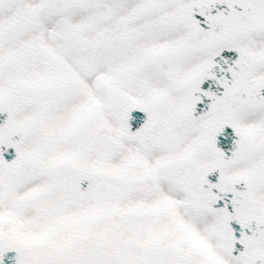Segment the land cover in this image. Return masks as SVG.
Listing matches in <instances>:
<instances>
[{
  "label": "snow or ice",
  "instance_id": "6c2138e0",
  "mask_svg": "<svg viewBox=\"0 0 264 264\" xmlns=\"http://www.w3.org/2000/svg\"><path fill=\"white\" fill-rule=\"evenodd\" d=\"M0 264H264V0H0Z\"/></svg>",
  "mask_w": 264,
  "mask_h": 264
}]
</instances>
